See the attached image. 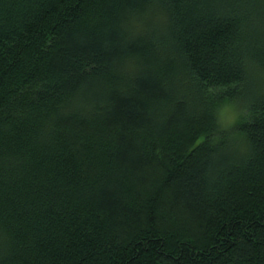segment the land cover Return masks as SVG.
<instances>
[{"label": "trees", "instance_id": "1", "mask_svg": "<svg viewBox=\"0 0 264 264\" xmlns=\"http://www.w3.org/2000/svg\"><path fill=\"white\" fill-rule=\"evenodd\" d=\"M0 264H264V0H0Z\"/></svg>", "mask_w": 264, "mask_h": 264}, {"label": "rangeland", "instance_id": "2", "mask_svg": "<svg viewBox=\"0 0 264 264\" xmlns=\"http://www.w3.org/2000/svg\"><path fill=\"white\" fill-rule=\"evenodd\" d=\"M230 106V107H229ZM228 109L229 110V113L231 114V113H234V118L233 119H231L230 121L229 120H225V119H223L222 118V115H221V113H222V110H224V109ZM238 112H239V110L234 106V105H232V104H229V103H227V104H225V105H222L219 109H218V117H219V120H220V122H221V125H225V127H230V126H232L233 124H234V121L236 120V118H237V114H238Z\"/></svg>", "mask_w": 264, "mask_h": 264}, {"label": "clouds", "instance_id": "3", "mask_svg": "<svg viewBox=\"0 0 264 264\" xmlns=\"http://www.w3.org/2000/svg\"><path fill=\"white\" fill-rule=\"evenodd\" d=\"M230 107V106H229ZM221 115H222V118L223 119H225V120H231V119H233L234 118V113H229V110L226 108V109H224V110H222V113H221Z\"/></svg>", "mask_w": 264, "mask_h": 264}]
</instances>
